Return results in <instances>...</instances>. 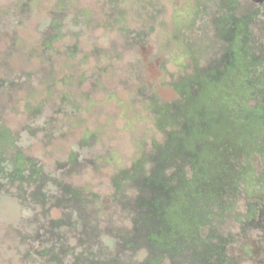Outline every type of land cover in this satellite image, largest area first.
<instances>
[{
	"label": "rangeland",
	"instance_id": "rangeland-1",
	"mask_svg": "<svg viewBox=\"0 0 264 264\" xmlns=\"http://www.w3.org/2000/svg\"><path fill=\"white\" fill-rule=\"evenodd\" d=\"M29 1L22 16L16 0H0V126L11 130L24 163L87 194L104 220L123 223L114 185H122L119 197L134 193L128 179L150 168L176 128L167 118L183 101L181 85L216 55L209 2ZM56 17L58 34L39 56L40 31ZM38 212L0 177V264H37V250L49 245L36 230ZM49 217L62 216L51 208ZM257 231L226 247L230 264H264Z\"/></svg>",
	"mask_w": 264,
	"mask_h": 264
},
{
	"label": "trees",
	"instance_id": "trees-1",
	"mask_svg": "<svg viewBox=\"0 0 264 264\" xmlns=\"http://www.w3.org/2000/svg\"><path fill=\"white\" fill-rule=\"evenodd\" d=\"M208 2L216 55L181 85L183 101L167 118L176 128L150 168L128 179L134 193L119 197L122 185H114L123 223L104 220L87 194L24 163L11 130L0 126V177L37 205L36 230L49 244L37 250V264H230L229 244L255 230L264 240V0ZM15 5L16 14L29 12V0ZM59 23L51 18L41 29L39 56ZM51 208L62 217L50 218Z\"/></svg>",
	"mask_w": 264,
	"mask_h": 264
}]
</instances>
